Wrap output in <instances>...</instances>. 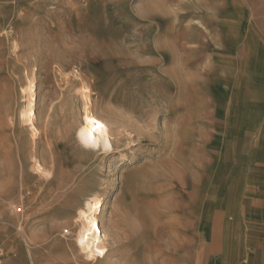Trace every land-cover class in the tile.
Listing matches in <instances>:
<instances>
[{
	"label": "rangeland",
	"instance_id": "1",
	"mask_svg": "<svg viewBox=\"0 0 264 264\" xmlns=\"http://www.w3.org/2000/svg\"><path fill=\"white\" fill-rule=\"evenodd\" d=\"M85 96L108 151L77 140ZM255 197L264 0H0V264H206L219 213Z\"/></svg>",
	"mask_w": 264,
	"mask_h": 264
},
{
	"label": "crops",
	"instance_id": "2",
	"mask_svg": "<svg viewBox=\"0 0 264 264\" xmlns=\"http://www.w3.org/2000/svg\"><path fill=\"white\" fill-rule=\"evenodd\" d=\"M219 215L215 230L205 236L206 264H264V199Z\"/></svg>",
	"mask_w": 264,
	"mask_h": 264
},
{
	"label": "bare ground",
	"instance_id": "3",
	"mask_svg": "<svg viewBox=\"0 0 264 264\" xmlns=\"http://www.w3.org/2000/svg\"><path fill=\"white\" fill-rule=\"evenodd\" d=\"M85 98V104L80 117V125L76 130L77 140H79L82 146L91 151H108L112 147L109 123L94 113V109L92 110L91 108L92 104H90L86 96ZM32 102L30 100L28 105L26 104L27 108L25 110V116L30 123L34 119ZM120 158L125 160L127 158L126 152L120 153ZM130 158L131 160H135V155H130ZM107 208L108 205L106 202L99 203L97 196L92 195L85 202L84 207L78 211V218L76 219H78L79 229L76 235V243L79 249L88 257L101 254L104 248L108 246L106 239L108 233H105L101 226V214H104Z\"/></svg>",
	"mask_w": 264,
	"mask_h": 264
}]
</instances>
